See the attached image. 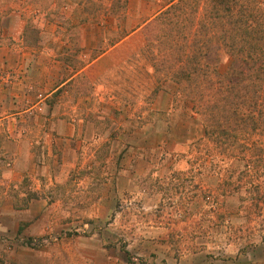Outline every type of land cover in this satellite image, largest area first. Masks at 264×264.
Here are the masks:
<instances>
[{"label": "rangeland", "instance_id": "1", "mask_svg": "<svg viewBox=\"0 0 264 264\" xmlns=\"http://www.w3.org/2000/svg\"><path fill=\"white\" fill-rule=\"evenodd\" d=\"M112 1L0 0V264H264V202L226 197L227 163L141 154L171 100L130 119L113 99L139 42L109 48ZM160 4L129 0L125 30Z\"/></svg>", "mask_w": 264, "mask_h": 264}, {"label": "trees", "instance_id": "2", "mask_svg": "<svg viewBox=\"0 0 264 264\" xmlns=\"http://www.w3.org/2000/svg\"><path fill=\"white\" fill-rule=\"evenodd\" d=\"M128 2L113 0L108 12L120 30L114 53L139 42L115 66L113 99L130 119L141 104L153 117L155 97L171 100L166 141L143 142L141 154L157 156L150 145L163 155L166 146H187L195 168L227 163L226 197L238 189L264 202V0H161L154 15L125 30Z\"/></svg>", "mask_w": 264, "mask_h": 264}]
</instances>
